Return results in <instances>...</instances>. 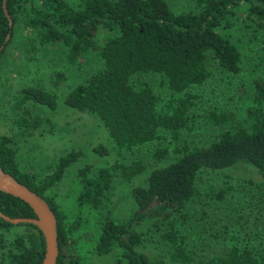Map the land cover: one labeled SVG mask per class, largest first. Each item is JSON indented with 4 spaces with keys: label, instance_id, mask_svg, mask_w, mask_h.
<instances>
[{
    "label": "trees",
    "instance_id": "16d2710c",
    "mask_svg": "<svg viewBox=\"0 0 264 264\" xmlns=\"http://www.w3.org/2000/svg\"><path fill=\"white\" fill-rule=\"evenodd\" d=\"M1 1L0 58L15 29L24 31L22 49L28 60L41 62L49 54V60L58 59L71 72L84 70L81 77L68 79L62 102L93 115L116 152L147 148L154 162L171 158L150 169L143 185L132 187L134 209L123 221L99 219L95 253L112 252L118 264H264V75L253 76L250 90L239 95L236 118L231 110L215 106L202 112L196 92L211 76L210 63L227 76L241 71L242 49L230 29L241 15L253 23L254 33L264 31V0H193L192 9L178 11L165 0H5L10 25ZM89 57L95 65L83 68ZM143 73L152 74L163 90L157 92L135 77ZM63 76L56 73L58 80ZM56 105L54 94L23 86L10 104L12 126L22 135L43 125L51 131L52 123L40 108L54 110ZM202 116L225 127L206 144L180 143ZM93 150L106 153L101 144ZM79 153L60 155L51 172L38 178L19 168L11 138L0 134L1 169L41 196L54 213L55 264H81L73 248L78 212L84 207L98 211L114 181H129L146 170L140 158L114 160L94 169L83 165L76 172L77 213H67L45 192ZM238 164L250 166L258 180L236 182L223 173ZM191 205L201 212L197 218L206 217L209 207L222 213L217 247L203 254H198L203 246L190 220L195 218ZM0 213L35 217L26 203L2 191ZM13 225L0 217V230ZM18 225L27 230L14 232L9 240L0 234V264H39L40 231L30 223ZM152 231L168 246L166 260L137 249L145 233Z\"/></svg>",
    "mask_w": 264,
    "mask_h": 264
},
{
    "label": "rangeland",
    "instance_id": "374dc122",
    "mask_svg": "<svg viewBox=\"0 0 264 264\" xmlns=\"http://www.w3.org/2000/svg\"><path fill=\"white\" fill-rule=\"evenodd\" d=\"M76 0H68L74 3ZM175 11L182 9H192L193 0H165ZM254 25L243 16H238L230 31L232 38L237 40L242 49V68L236 75H225L210 63L211 76L203 85L196 89L202 98V112L207 108L229 109L236 118L240 111L239 95L246 93L251 87V78L256 74L264 75V31H252ZM25 32L15 29L11 41L5 48L4 55L0 58V134L11 138V145L15 150L16 160L21 170L32 173L41 178L51 172V166L55 159L70 150L79 151L77 159L69 164L61 179L45 192L67 213L75 214V199L78 193L79 183L76 177L78 168L87 164L92 169L104 166L108 162L119 160L130 162L140 158L146 164L143 174L132 178L129 181H114L107 195L103 199L101 208L98 211L82 208L79 214V225L74 234L73 248L81 258V264H118L114 253L110 252L98 255L94 251L95 233L97 222L103 216L111 219L123 221L134 209V202L131 197V189L137 185L145 183V177L150 169L162 166L169 162L171 158H166L160 162H154L149 156V150L139 149L134 153H118L113 149L106 130L100 122L90 113L81 112L65 106L62 102L67 92L68 79L70 77H81L84 70L66 69L58 59H50L49 54L43 57L41 62L28 60L23 52L22 43ZM56 57V56H54ZM89 57L83 68H90L95 65ZM84 62V60H83ZM62 72V79H56V73ZM137 79H144L149 82L154 89L162 91L156 86L157 81L152 74H138ZM71 84V83H70ZM69 84V85H70ZM23 86H38L52 94L56 98V108L49 110L40 108L41 114L47 116L51 123V131L43 125L32 132L31 135H22L11 123L14 116L11 110V101L19 88ZM225 125H213L204 116L199 117L194 129L190 133H184L180 143L206 144L214 133L222 130ZM98 144L106 148V153L98 155L93 150ZM228 174L232 181L251 178L257 181L258 176L248 165L238 164L223 171ZM215 176L213 179H217ZM212 179V180H213ZM238 197V194H236ZM208 208V207H207ZM206 210V217L200 215L198 206L192 205L189 211L195 218H190L195 229L198 231V239L203 249H199L198 254L213 250L217 247L221 237L222 213L214 207ZM192 216V215H191ZM27 227L14 224L9 230H0L6 240L12 238L14 232H24ZM146 255L160 256L166 260L168 246L159 238L157 232H146L145 240L137 247Z\"/></svg>",
    "mask_w": 264,
    "mask_h": 264
},
{
    "label": "water",
    "instance_id": "95a60500",
    "mask_svg": "<svg viewBox=\"0 0 264 264\" xmlns=\"http://www.w3.org/2000/svg\"><path fill=\"white\" fill-rule=\"evenodd\" d=\"M1 8L4 16L8 20V25L11 20L5 8V0L1 1ZM9 33L4 37V42L8 39ZM2 46H0L1 50ZM0 191L12 195L24 203L32 210L35 217H9L0 213V217L8 223H30L37 227L43 239V255L39 264H55L58 253L56 241V220L54 213L46 203V201L14 179L10 174L4 172L0 167Z\"/></svg>",
    "mask_w": 264,
    "mask_h": 264
}]
</instances>
